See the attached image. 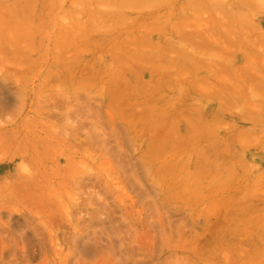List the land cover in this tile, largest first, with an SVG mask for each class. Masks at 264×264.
Wrapping results in <instances>:
<instances>
[{
  "label": "rangeland",
  "instance_id": "374dc122",
  "mask_svg": "<svg viewBox=\"0 0 264 264\" xmlns=\"http://www.w3.org/2000/svg\"><path fill=\"white\" fill-rule=\"evenodd\" d=\"M139 1L0 0V264H264V5Z\"/></svg>",
  "mask_w": 264,
  "mask_h": 264
},
{
  "label": "bare ground",
  "instance_id": "6f19581e",
  "mask_svg": "<svg viewBox=\"0 0 264 264\" xmlns=\"http://www.w3.org/2000/svg\"><path fill=\"white\" fill-rule=\"evenodd\" d=\"M128 1H130V0H128ZM137 1H139V0H136V2H137ZM147 1H149V0H146V2H147ZM262 1H263V2H262ZM125 2H126V1H125ZM136 2H134V0H133V2H127V3H132L131 5H133V6L135 5V6H136V4L138 3V2H137V3H136ZM139 2H140V1H139ZM141 2H142V0H141ZM141 2H140V3H141ZM146 2L143 0L144 5L146 4ZM241 2L244 3V4H246V5H244V4H243V5H244V7L246 6V8H247V6H248L249 3H248L247 1H245V0H241ZM118 3H119L118 5L121 4V2H118ZM127 3H125V4H127ZM134 3H135V4H134ZM143 3H142V4H143ZM149 3H151V1H150ZM260 3H261V4L263 3V5H264V0H260ZM118 5H116V6H118ZM239 5H241V4H239ZM243 5H242V6H243ZM116 6H115V7H116ZM242 6H241V7H242ZM249 6H250V5H249ZM118 7H119V6H118ZM118 7H117V8H118ZM253 7H254V6H253ZM261 7L264 9V6H261ZM122 8H124V7H122ZM122 8H121V9H122ZM231 8H232V7H231ZM111 9H112V7H111ZM249 9H251V8H249ZM113 10H114V9H113ZM202 10H203V8H202ZM227 10L229 11V9H227ZM232 10H233V9H232ZM111 11H112V10H111ZM111 11H110V12H111ZM114 11H115V10H114ZM203 11H204V10H203ZM99 12H101V11H99ZM110 12H109V13H110ZM232 12H233V11H232ZM232 12H229V14L231 13V14H230L231 17H232V15H234V14H233L234 12H233V13H232ZM239 12H240V9H239ZM239 12H238V14H239ZM109 13H108V14H109ZM240 13H241L242 18H244V15L242 14V11H241ZM249 13H250V12H249ZM252 13H253V12H252ZM111 14H112V12H111ZM112 15H113V14H112ZM119 15H121V14H119ZM235 15H236V14H235ZM109 16H110V15H109ZM246 16H248V15H246ZM196 18H197V17H196ZM196 18H195V19H196ZM233 18H234L233 21H235V16H233ZM231 19H232V18H231ZM238 19H239V18H237V21L240 22V20H238ZM251 19H252V18H251ZM251 19L249 18L250 21H252ZM214 20H215V19H214ZM245 20H246V18H245ZM194 21H195V20H194ZM214 22H215V21H214ZM214 22H213V23H214ZM210 23H212V22H210ZM213 23H212V24H213ZM251 23H253V22H251ZM102 24H103V23H102ZM114 24H115V23H114ZM236 25H237V24H236ZM252 25H253V24H252ZM185 26H186V25H185ZM200 26H202V25H200ZM233 26H234V25H233ZM171 27H172V26H171ZM208 27H209V26H208ZM213 27H214V26H212L211 29H212ZM225 27H226V26H225ZM225 27L223 26V28H225ZM229 28H230V27H229ZM238 28H239V27H238ZM172 29H173V28H172ZM199 29H201V28H199ZM204 29H205V28H204ZM204 29H203V31H204ZM206 29H207V28H206ZM211 29H210V30H211ZM231 29H233V27H231L230 30H231ZM234 29H235V28H234ZM258 29H259V27H258ZM149 30H150V29H149ZM178 30H179V29H178ZM244 30H245V29H244ZM244 30H243V31H244ZM151 31H152V30H151ZM174 31H175V30H174ZM205 31H207V30H205ZM205 31H204V32H205ZM225 31H226V30H225ZM240 31H242V30H240ZM240 31H239V32H240ZM243 31H242V32H243ZM214 32H215V31H214ZM214 32H213V34H214ZM227 32H229V30L226 31V34H227ZM242 32H241V33H242ZM211 33H212V31H211ZM219 33H220V32H219ZM241 33H238V32H237L236 34L239 35V34H241ZM243 33H244V32H243ZM245 33H246V32H245ZM245 33H244V34H241V35L243 36V35H245ZM147 34H148V33H147ZM183 34H184V33H183ZM195 34L198 35L199 33H198V34L195 33ZM213 34H212V35H213ZM215 34H216V33H215ZM236 34H235V35H236ZM247 34H248V33H247ZM193 35H194V32H193ZM199 35H200V34H199ZM203 35L206 36V34H202L201 39L203 38ZM228 35H229V34H228ZM238 35H237V38H239ZM258 35H260L259 38H257V37H256V38L259 39L261 42L264 43V32H261V33L258 34ZM139 36H140V35H139ZM191 36H192V35H191ZM220 36H221V35H220ZM223 36H224V35H223ZM242 36H241V37H242ZM144 37H145V36H144ZM187 37H188V36H187ZM216 37H219V34H218V36L216 35ZM243 37H244V36H243ZM138 38H139V37H138ZM141 38H142V37H141ZM145 38H146V37H145ZM223 38H225V36H224ZM223 38H222V39H223ZM146 39H147V38H146ZM148 39H149V38H148ZM148 39H147V40H148ZM191 39H192V38H191ZM201 39H199V40H201ZM240 39H241V38H239V43H238V41L235 40V41H236V44H235V41H234V40H233L234 42H232V43L230 42V43H229V44H231L230 46H232V45H233V46H235V45L238 46V44H239V45H242L243 43L240 42ZM242 39H243V38H242ZM257 39H256V40H257ZM133 40H134V39H133ZM195 40H196V39H195ZM202 40H204V39H202ZM216 40H218V38H217ZM243 40H245V39H243ZM210 41H211V40H210ZM207 42H209V41H207ZM244 42H245V41H244ZM254 42H256V41L254 40ZM261 42H260L259 46H261V47L263 48L264 44L261 45ZM222 43H223V42H221L220 44H222ZM204 44H205V43H204ZM209 44H210V42H209ZM234 44H235V45H234ZM256 44H257V43H256ZM200 45H202V44L200 43L199 45H196L197 48H200V47H199ZM205 45H207V44H205ZM171 46H172V45H171ZM209 46H210V45H209ZM216 46H217V45H216ZM151 47H152V46H151ZM165 47H166V46H165ZM192 47H193V46H192ZM245 47H246V46H245ZM249 47H250V46H249ZM261 47H260V48H261ZM172 48H173V47H172ZM174 48H175V47H174ZM187 48H188V47H187ZM195 48H196V47H195ZM211 48H212V47H211ZM213 48H214V47H213ZM216 48H217V47H216ZM247 48H248V47H247ZM216 50H217V49H216ZM218 50H219V49H218ZM244 50H245V49H244ZM248 50H249V49H248ZM158 51H159V49H158ZM181 51H182V49H181ZM250 51H251V50H250ZM177 52H179V51H177ZM256 52H257V51H256ZM250 53H251V52H250ZM257 53H259V52H257ZM257 53H254V56H253V57H254V59H255V57H256L257 60H258V57L261 56L262 52L260 53V56H259V54H257ZM183 54L186 56V53H183ZM242 54H243V53H242ZM255 54H256L257 56H255ZM179 55H180V53H179ZM155 56H156V55H155ZM243 56H244V55H243ZM251 56H252V55H251ZM177 57H178V56H177ZM182 57H183V56H182ZM261 57H263V56H261ZM166 58H167V57H166ZM175 58H176V56H175ZM169 59H170V58H168L167 60H169ZM171 59H172V58H171ZM184 59H185V58H184ZM158 60H159V59H158ZM176 60H177V59H176ZM182 60H183V59H182ZM188 60H189V59H188ZM190 60H191V59H190ZM257 60H256V61H257ZM260 60H261V59H260ZM260 60H259V61H260ZM174 61H175V60H174ZM252 61H253V60H252ZM261 61H263V58H262ZM170 62H171V61H170ZM177 62H178V61H177ZM181 62H182V61H181ZM181 62H180V63H181ZM183 62H187V61H183ZM183 62H182V63H183ZM174 63H175V62H174ZM189 63H190V62H189ZM192 63H193V62H192ZM257 63H258V62H257ZM257 63H256V64H257ZM171 64H172V63H171ZM184 64H185V63H184ZM172 65H174V64H172ZM250 65H251V63L249 64V68H250ZM263 65H264V64H263ZM177 66H178V65H177ZM259 66H262V64L259 65ZM259 66L256 67V68L258 69ZM253 67H254V66H253ZM176 68H177V67H176ZM176 68H175V69H176ZM180 68H182V67H180ZM249 68H248V69H249ZM261 68H262V67H261ZM261 68H260V69H261ZM182 69H183V68H182ZM222 69H223V68H222ZM226 69H227V68H226ZM245 69H247V67H246ZM183 70H184V69H183ZM224 70H225V69H224ZM250 70H251V69H250ZM262 70H264V69H262ZM180 71H182V70H180ZM228 71H229V70H228ZM256 71H257V70H256ZM229 73H230V71H229ZM227 75H228V74H227ZM229 75H230V74H229ZM231 75L233 76V74H231ZM231 75H230V76H231ZM260 75L262 76V74H260ZM232 76H231V77H232ZM243 80H245V79H243ZM246 81H247V80H246ZM248 81H249V80H248ZM256 81H257V80H256ZM244 82H245V81H244ZM257 82H258V81H257ZM259 83H260V82H259ZM248 86H249V85H248ZM260 86H261V85H260ZM233 88H234V86H233ZM235 88H236V87H235ZM227 89H228V88H227ZM237 90H238V89H237ZM221 91H222V90H221ZM241 91H242V90H241ZM228 93H230V92H228ZM231 93H232V92H231ZM224 94H225V92H224ZM235 100H236V99H235ZM231 101H232V100H231ZM234 102H235V101H234ZM230 104H231V103H230ZM263 107H264V106H263ZM193 113H195V112L193 111ZM199 113H201V112L199 111ZM255 115H256V114H255ZM258 115H260V114H258ZM203 124H204V123H203ZM201 126H202V125H201ZM202 158H203V157H202ZM261 181H262V180H261ZM259 184H262V185H263V183H259ZM259 184H258V185H259ZM259 187H260V186H259ZM262 187H264V185H263ZM262 187H260V188H262ZM254 189H255V188H254ZM263 192H264V191H263ZM263 194H264V193H263ZM246 200H247V199H246ZM246 200H245V201H246ZM247 201H248V200H247ZM249 201H250V200H249ZM250 202H251V201H250ZM261 202H262V201H261ZM257 203H260V201L258 200ZM256 205H257V204H256ZM249 206H250V205H249ZM252 209H253V208H252ZM262 209H263V208H262ZM249 211H250V210H249ZM250 212H251V211H250ZM250 212H247V213H250ZM238 217H239V216H238ZM255 218H256V216L254 217V221H256V220L259 219V220H258V223H256V224H258V225H259V221L264 222V215H261V216L258 217L257 219H255ZM254 221H253V224H254ZM262 222H261V223H262ZM245 224H246V223H245ZM251 224H252V223H251ZM251 224H250V225H251ZM253 224H252V225H253ZM262 224H263V223H262ZM250 225H249V226H248V225H245L244 228L246 227V229H244V230H250V228H252V227H256V226H250ZM254 225H255V224H254ZM261 226H262V225H261ZM263 226H264V225H263ZM247 228H248V229H247ZM256 230H257V229H256ZM254 231H255V230H254ZM247 232H248V231H247ZM257 232H258V231H257ZM244 233H245V232H244ZM234 234H235V233H234ZM247 235H248V233H247ZM249 237H251V236H248V237H246V238L248 239ZM262 238H264V237L260 236L259 233H258L257 236H255L254 239H253V237H251V239H253V240H252V242H253V246H252V247H254V246H255L257 243H259L260 241H263L264 239H262ZM240 239H241V237H240ZM240 239H239V240H240ZM249 239H250V238H249ZM249 239H248V240H249ZM245 240H246V239H245ZM246 241H247V240H246ZM238 242H239V241H238ZM243 242H244V241H243ZM240 243H241V242H240ZM250 243H251V242H250ZM261 243H263V242H260V248H263V247L261 246ZM263 245H264V244H263ZM256 246H257V245H256ZM258 247H259V246H258ZM258 247H254V248H257V249H258ZM240 249H241V248H240ZM250 250H251V249H250ZM252 250H253V249H252ZM239 251H240V250H239ZM248 251H249V250H248ZM258 251H259V250H258ZM263 251H264V248H263ZM249 252H250V251H249ZM259 252H260V251H259ZM250 253H252V252H250ZM261 253H262V251H261ZM256 254H257V252H256ZM256 254H255V255H256ZM252 255H254V254H252ZM261 256H264V254H263V255L261 254ZM257 258H258V257H257ZM262 258H263V257H262ZM258 259H259V258H258ZM226 264H227V263H226Z\"/></svg>",
  "mask_w": 264,
  "mask_h": 264
}]
</instances>
